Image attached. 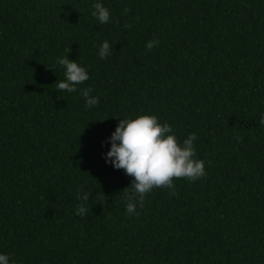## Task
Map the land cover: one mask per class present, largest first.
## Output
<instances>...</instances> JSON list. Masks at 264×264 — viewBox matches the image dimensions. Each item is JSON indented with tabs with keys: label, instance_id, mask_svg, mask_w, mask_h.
<instances>
[{
	"label": "trees",
	"instance_id": "obj_1",
	"mask_svg": "<svg viewBox=\"0 0 264 264\" xmlns=\"http://www.w3.org/2000/svg\"><path fill=\"white\" fill-rule=\"evenodd\" d=\"M96 2L107 24L91 15ZM104 41L113 53L101 59ZM66 55L89 75L72 93L56 84ZM145 114L181 144L196 134L205 175L175 179V195L153 189L129 215L132 177L104 155L119 119ZM262 117L264 0H0V254L9 264H264Z\"/></svg>",
	"mask_w": 264,
	"mask_h": 264
},
{
	"label": "clouds",
	"instance_id": "obj_2",
	"mask_svg": "<svg viewBox=\"0 0 264 264\" xmlns=\"http://www.w3.org/2000/svg\"><path fill=\"white\" fill-rule=\"evenodd\" d=\"M123 11L127 13L130 9L125 8ZM91 15L99 23L107 24L111 14L102 3L96 2L92 5ZM125 27L130 25L126 24ZM157 44L158 41L151 40L145 47L150 51ZM112 53L113 45L108 41L99 46L98 55L101 59ZM57 64L65 69V78L56 82L60 91L76 92V86L89 79L85 68L78 65L76 60H69L67 55L60 57ZM79 91L85 98L87 107L91 108L99 103L98 97L90 96L93 91L91 87ZM259 123L264 124V117ZM172 132L169 124H161L155 115L145 114L134 119H119L115 131L108 138L110 148L104 155L105 163H111L114 169H122L127 176L132 177L130 186L122 190L125 193L127 214L138 215L137 204L143 207L145 197L153 189H172V194L175 195V179L195 181L205 175L204 161L195 158L193 142L197 139L196 134L190 133L181 144ZM88 198L87 194L82 197L84 201ZM86 211L88 209L82 204L77 208V215H83ZM0 264H9V257L0 254Z\"/></svg>",
	"mask_w": 264,
	"mask_h": 264
}]
</instances>
